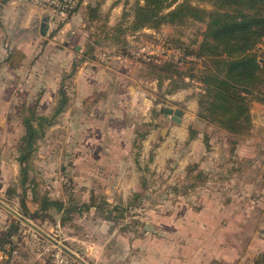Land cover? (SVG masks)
<instances>
[{"label": "rangeland", "instance_id": "obj_1", "mask_svg": "<svg viewBox=\"0 0 264 264\" xmlns=\"http://www.w3.org/2000/svg\"><path fill=\"white\" fill-rule=\"evenodd\" d=\"M44 1L0 0V7L36 9L48 27L55 22L53 30L70 22L74 38L63 37L53 47L83 37L85 50L91 44L97 55L87 73L92 65L98 71L79 90L77 74L65 77L69 61L63 73L43 63L52 37H34L39 42L26 68L1 66L0 199L21 214L24 206L35 212L44 197L68 207L92 196L105 201L104 212L27 217L88 264H126L129 248L159 244L167 252L172 244H188L185 251L192 255L202 242L204 264H254L264 253V102L252 99L250 133L238 140L199 117V77L210 65L202 47L206 22L186 14L158 29L134 30L135 8L145 0H72L68 7L61 2L66 11ZM170 1L165 12L182 3L214 9L209 0ZM5 18L0 13L3 28ZM21 39L31 37H0V60ZM254 55L264 64V40ZM167 75L189 86L173 91ZM61 86L69 102L38 141L24 192L17 161L23 120L32 110L52 115ZM166 107L184 112L181 123L161 114ZM190 129L198 131L192 141ZM113 207L122 215L113 211L116 218L106 219ZM58 251L80 264L0 207V264H54Z\"/></svg>", "mask_w": 264, "mask_h": 264}, {"label": "trees", "instance_id": "obj_2", "mask_svg": "<svg viewBox=\"0 0 264 264\" xmlns=\"http://www.w3.org/2000/svg\"><path fill=\"white\" fill-rule=\"evenodd\" d=\"M214 9L206 11L182 3L175 9L165 12L172 7L170 0H145V4L135 8L133 29H158L167 23L191 15L193 19L206 22L203 49L209 52V66L201 71L199 81L203 86V93L199 99V117L209 124L216 125L226 131L233 138L248 136L251 130V101L256 99L264 102V64L254 55V51L264 40V0H209ZM97 8L91 9L90 18H97ZM94 47L88 45L80 57L72 65V70L65 77H73L78 67L86 62L95 60ZM26 55L23 51L13 48L7 51L6 58L0 63L15 69L23 64ZM174 75L165 76L172 81L174 90L186 88L189 85L182 80L178 86ZM172 92V91H170ZM67 94L60 87V98L52 115L38 114L32 110L30 116L23 120L25 134L19 146L21 187L26 192L29 171L36 152L37 143L45 135L47 128L56 123L57 118L67 106ZM162 114V113H161ZM198 131L190 129L189 141L195 140ZM202 173L197 175L200 178ZM7 204V203H6ZM105 201L101 203L92 196L88 203L67 206L64 201L51 200L44 197L35 212L24 206L23 216H36L40 212L70 213L85 211L92 208L104 212ZM122 215L118 207L107 212L106 219H114L112 212ZM121 212V213H120ZM20 213V212H19ZM254 264H264V253L254 259Z\"/></svg>", "mask_w": 264, "mask_h": 264}, {"label": "crops", "instance_id": "obj_3", "mask_svg": "<svg viewBox=\"0 0 264 264\" xmlns=\"http://www.w3.org/2000/svg\"><path fill=\"white\" fill-rule=\"evenodd\" d=\"M3 12L5 19H7V26L4 28L0 25V37H31L29 41L20 40L19 46L15 47L21 51L24 52L26 55V59L23 62V64L18 68H26L29 58L31 57V54L35 47L38 45V39L34 37H52V40L48 38L49 43L43 42V46L45 44L49 45L47 46V49L44 50V59L43 63H53L55 67H57L61 73L64 71H68L67 68L69 66L64 65L66 61H69L68 63H71V66L73 63L80 58L79 53L83 54L85 51V46L82 43L83 37L78 38V43L76 40H73V43L70 41H65L64 46L60 45L58 46V50L53 47V44L55 42H63L65 37H71L74 38V35L76 34L74 27L70 22L64 24L63 26L54 27L53 25L55 22L50 24L49 29L47 30V34L44 36L41 34V27L42 24L45 23V17H42V13L39 14L36 9H30L29 7H17L14 3H9L7 6L0 7V13ZM10 25V27H8ZM42 42V41H41ZM76 42V43H75ZM30 44V45H29ZM62 44V43H61ZM8 51V50H7ZM7 51L4 55V57L0 60L3 61L7 56ZM41 53L43 52V49L39 50ZM48 52V53H46ZM38 56L39 54H35ZM95 58H97V55H95ZM90 63L89 61H86L81 64L80 67H78V70L76 72L77 74V81L75 82V85L77 84V88L80 90V87H85L87 84V80L85 79L87 76L92 74H95L97 70V65H92L91 69L92 72L87 73V64ZM4 68H1V70L9 69L14 70L8 65H4ZM0 70V71H1ZM83 76V82L80 83V78ZM48 88V87H47ZM49 88L51 90L54 89V86L50 85ZM89 88V87H88ZM78 90V91H79ZM75 93V92H74ZM244 152V151H243ZM244 154V153H243ZM250 170V168H249ZM174 245L172 247V250L169 249L168 252L165 249L164 246L166 245H153L150 248L147 249H140L134 248L130 249L127 253H125V263L126 264H204L205 258L202 255V249H203V242L199 243L195 246V250L199 249L198 252H194V254H189L185 251L188 244H172ZM187 250V249H186ZM143 251V252H142ZM149 251V252H148Z\"/></svg>", "mask_w": 264, "mask_h": 264}, {"label": "water", "instance_id": "obj_4", "mask_svg": "<svg viewBox=\"0 0 264 264\" xmlns=\"http://www.w3.org/2000/svg\"><path fill=\"white\" fill-rule=\"evenodd\" d=\"M48 26L43 23L41 27V34L46 35V32L48 30ZM161 113L166 115H171L172 120L176 123H181L182 117L184 112L181 109H172L169 107H166L161 110ZM0 207L8 211L11 215H13L15 218H17L19 221L36 231L38 234H40L42 237L50 241L52 244H54L56 247H58L61 251L72 257L74 260L79 262L80 264H88L85 262L82 258H80L77 254H75L73 251H71L68 247L61 244L59 241H57L55 238H53L51 235H49L47 232H45L43 229L38 227L35 223H33L31 220L23 216L21 213L16 211L14 208L6 204L4 201L0 199Z\"/></svg>", "mask_w": 264, "mask_h": 264}, {"label": "built area", "instance_id": "obj_5", "mask_svg": "<svg viewBox=\"0 0 264 264\" xmlns=\"http://www.w3.org/2000/svg\"><path fill=\"white\" fill-rule=\"evenodd\" d=\"M44 2H48L47 4L49 3H52L50 5L52 6H55V7H61L62 8V11H66V8L70 5V3L72 2V0H59V2H57V0H45ZM61 2H65V3H68L67 7H63V6H60ZM57 14L59 13L58 11L56 12ZM60 14V13H59ZM53 257H54V264H75V262L73 261H70L67 257H65V255H63L62 252L58 251V252H55L53 254Z\"/></svg>", "mask_w": 264, "mask_h": 264}]
</instances>
